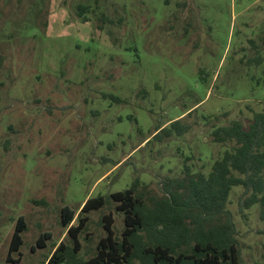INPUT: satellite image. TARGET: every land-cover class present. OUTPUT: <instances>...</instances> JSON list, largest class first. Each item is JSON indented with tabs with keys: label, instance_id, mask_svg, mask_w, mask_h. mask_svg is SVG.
<instances>
[{
	"label": "rangeland",
	"instance_id": "374dc122",
	"mask_svg": "<svg viewBox=\"0 0 264 264\" xmlns=\"http://www.w3.org/2000/svg\"><path fill=\"white\" fill-rule=\"evenodd\" d=\"M191 108L186 135L142 143ZM254 111H264V0H0V264H41L66 238L61 208L101 195L81 237L91 252L103 215L117 235L123 225L112 193L139 179L157 194L185 157L208 172L220 148L200 122L226 112L221 124L245 123ZM240 192L228 209L242 264H264V223L255 206L240 217ZM20 217L23 244L7 259Z\"/></svg>",
	"mask_w": 264,
	"mask_h": 264
},
{
	"label": "trees",
	"instance_id": "16d2710c",
	"mask_svg": "<svg viewBox=\"0 0 264 264\" xmlns=\"http://www.w3.org/2000/svg\"><path fill=\"white\" fill-rule=\"evenodd\" d=\"M88 11V5H77L83 22L87 21ZM106 21L111 23L108 18ZM194 110L189 109L185 116L164 127L155 125L142 143L156 139L166 142L186 135L191 130L186 121ZM220 116L227 113L199 121L210 129L211 146L220 148L208 172L196 162L188 164L193 158L185 157L181 172L165 178L157 194L139 191V179L129 188L112 193L109 198L116 203L123 225L117 235L112 215H103L100 226L104 235L86 254L81 237L89 241V214L104 207V197L87 199L79 210L62 207L60 223L67 229L66 238L41 264H242L238 230L228 209L229 197L234 189H241L237 199L240 217L245 220L246 212L255 206L264 223V111L252 112L245 123L232 119L221 124ZM24 231L20 217L7 259L19 251ZM258 233L264 236V226ZM50 237L48 232L41 234L35 248H44Z\"/></svg>",
	"mask_w": 264,
	"mask_h": 264
}]
</instances>
